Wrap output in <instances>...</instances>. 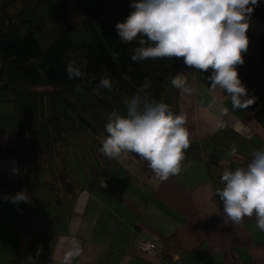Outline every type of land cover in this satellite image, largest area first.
<instances>
[{
  "label": "crops",
  "instance_id": "crops-1",
  "mask_svg": "<svg viewBox=\"0 0 264 264\" xmlns=\"http://www.w3.org/2000/svg\"><path fill=\"white\" fill-rule=\"evenodd\" d=\"M258 4L264 7V0ZM249 25L244 63L236 66L246 98L255 99L246 109H234L226 92L210 88L211 69L184 68L182 58L172 61L163 102L176 74H184L195 89L190 95L177 89V114L186 115L190 133L178 175L160 181L146 161L129 153L112 162L106 177L91 179L79 160V170L73 169L80 192L73 199L63 205L44 199L14 204L4 197L20 192L17 162L0 159V264H63L77 249L71 264H160L136 242L157 245L173 234L189 251L183 258L174 254L175 264H264V232L255 216L237 225L221 213L213 198L219 188L205 168V159L213 156L234 171L264 149V52L252 39L264 34V22L249 17ZM5 97L0 92V146L14 143L13 107ZM90 162L98 168L93 155Z\"/></svg>",
  "mask_w": 264,
  "mask_h": 264
},
{
  "label": "trees",
  "instance_id": "trees-1",
  "mask_svg": "<svg viewBox=\"0 0 264 264\" xmlns=\"http://www.w3.org/2000/svg\"><path fill=\"white\" fill-rule=\"evenodd\" d=\"M132 3L0 0V92L6 96L2 101L13 107L14 135V143L0 146V159L16 160L19 190L28 201L44 199L63 205L80 192L71 152L76 153L89 178L108 175L115 159L99 151L100 140L107 135L108 115L112 111L124 114L125 97L134 95L145 80L150 81L147 91L151 97L163 101L175 58L131 60L138 45L121 42L115 26L134 10ZM253 9L250 17L264 22V7L257 4ZM252 39L264 52V34ZM115 54L117 60H113ZM73 59L84 72L82 79H70L66 73ZM179 63L190 69L183 58ZM102 76L111 78L112 91L97 88ZM76 85L82 91L76 92ZM177 97L178 90L172 86L167 104L174 113H178ZM92 155L97 169L90 162ZM248 163L244 160L243 167ZM205 168L209 180L223 188L220 177L229 168L213 156H207ZM213 198L224 213L218 195ZM159 246L160 264H175L174 254L183 258L189 252L174 234Z\"/></svg>",
  "mask_w": 264,
  "mask_h": 264
},
{
  "label": "clouds",
  "instance_id": "clouds-1",
  "mask_svg": "<svg viewBox=\"0 0 264 264\" xmlns=\"http://www.w3.org/2000/svg\"><path fill=\"white\" fill-rule=\"evenodd\" d=\"M257 4L258 0H133L130 6L134 10L115 28L121 42L138 45L130 56L133 62L183 58L190 68L202 72L211 69L210 88L226 92L234 109H246L255 99L246 98L247 89L236 66L244 63L242 53L249 45V17ZM117 59L115 54L113 60ZM66 73L73 80L84 77L74 59L68 62ZM171 84L183 94L195 91L182 73L173 76ZM149 87L150 81L145 80L134 95L125 97L124 114L109 113L107 135L101 138L99 151L115 160L135 154L147 162L157 179L166 181L182 171L190 133L185 127L186 115L174 113L162 100H154L147 91ZM97 88L112 91L113 81L102 76ZM75 91H82L80 85H76ZM232 155H236L235 148ZM251 155L246 167L223 171V188L217 189L216 194L230 221L239 225L245 217L255 216L257 228L264 232V149ZM4 199L19 204L27 202L28 196L19 192ZM75 255H79L78 249L68 252L63 264H71Z\"/></svg>",
  "mask_w": 264,
  "mask_h": 264
},
{
  "label": "built area",
  "instance_id": "built-area-1",
  "mask_svg": "<svg viewBox=\"0 0 264 264\" xmlns=\"http://www.w3.org/2000/svg\"><path fill=\"white\" fill-rule=\"evenodd\" d=\"M137 248L144 252L145 254L152 256V257H159L160 254V246L159 244H150L144 241L138 240L136 242Z\"/></svg>",
  "mask_w": 264,
  "mask_h": 264
},
{
  "label": "rangeland",
  "instance_id": "rangeland-1",
  "mask_svg": "<svg viewBox=\"0 0 264 264\" xmlns=\"http://www.w3.org/2000/svg\"><path fill=\"white\" fill-rule=\"evenodd\" d=\"M166 93H167V91H166ZM164 96H166V95H164ZM122 114V113H121ZM71 158H72V161H73V166L75 167V171H78L79 169H78V167H77V163L79 162V159H78V157H77V155H76V153H73V152H71ZM74 155V156H73ZM79 165V164H78ZM80 167V166H79ZM74 170V169H73Z\"/></svg>",
  "mask_w": 264,
  "mask_h": 264
}]
</instances>
